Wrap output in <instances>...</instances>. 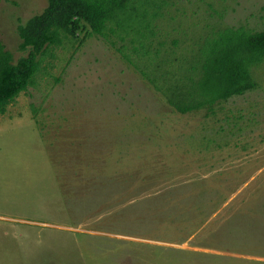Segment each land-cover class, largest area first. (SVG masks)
<instances>
[{"label": "rangeland", "instance_id": "obj_1", "mask_svg": "<svg viewBox=\"0 0 264 264\" xmlns=\"http://www.w3.org/2000/svg\"><path fill=\"white\" fill-rule=\"evenodd\" d=\"M46 4L0 0L14 61L17 26ZM157 4L156 61L80 21L0 113V264H264V61L254 90L186 113L169 102L206 36L264 27V0Z\"/></svg>", "mask_w": 264, "mask_h": 264}, {"label": "trees", "instance_id": "obj_2", "mask_svg": "<svg viewBox=\"0 0 264 264\" xmlns=\"http://www.w3.org/2000/svg\"><path fill=\"white\" fill-rule=\"evenodd\" d=\"M150 6L158 7L157 0H47L41 12L17 26L18 47L26 50V55L14 61L0 40V113L33 83L40 66L39 57L74 33L80 21L111 45H115L109 39L111 33H116L115 37L121 41L131 36L129 41L137 43L132 48L134 55L147 59V63L156 61L150 56L149 45L154 36L153 21L159 13L148 10ZM122 47L123 44L116 50L120 52ZM121 55L158 88L157 77L138 66L132 54L121 52ZM157 55L156 49L155 58ZM263 61L264 27L256 31L241 26L218 30L203 39L185 74V90L169 102L177 111L186 113L254 90L257 82L251 69Z\"/></svg>", "mask_w": 264, "mask_h": 264}]
</instances>
